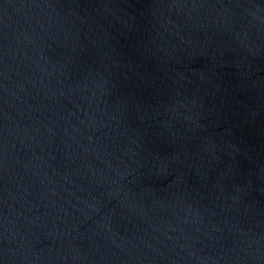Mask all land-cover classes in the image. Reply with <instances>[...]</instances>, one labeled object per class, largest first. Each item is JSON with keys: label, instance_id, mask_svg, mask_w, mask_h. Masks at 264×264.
<instances>
[{"label": "water", "instance_id": "1", "mask_svg": "<svg viewBox=\"0 0 264 264\" xmlns=\"http://www.w3.org/2000/svg\"><path fill=\"white\" fill-rule=\"evenodd\" d=\"M0 264H264V0H0Z\"/></svg>", "mask_w": 264, "mask_h": 264}]
</instances>
